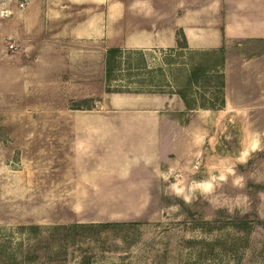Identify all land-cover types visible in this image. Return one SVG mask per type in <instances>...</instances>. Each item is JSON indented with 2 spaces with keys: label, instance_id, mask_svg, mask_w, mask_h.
I'll use <instances>...</instances> for the list:
<instances>
[{
  "label": "rangeland",
  "instance_id": "obj_1",
  "mask_svg": "<svg viewBox=\"0 0 264 264\" xmlns=\"http://www.w3.org/2000/svg\"><path fill=\"white\" fill-rule=\"evenodd\" d=\"M55 2L0 0V264H264V37L123 46Z\"/></svg>",
  "mask_w": 264,
  "mask_h": 264
},
{
  "label": "crops",
  "instance_id": "obj_2",
  "mask_svg": "<svg viewBox=\"0 0 264 264\" xmlns=\"http://www.w3.org/2000/svg\"><path fill=\"white\" fill-rule=\"evenodd\" d=\"M166 1L170 9H177L175 14L168 10L165 16ZM55 3L85 12L81 30L87 37L95 29L102 33L119 29L123 46H173L178 31L191 48L218 46L230 37H264V0H212V7L223 8V24L212 27L207 24L208 1L198 7H191V0H56Z\"/></svg>",
  "mask_w": 264,
  "mask_h": 264
},
{
  "label": "trees",
  "instance_id": "obj_3",
  "mask_svg": "<svg viewBox=\"0 0 264 264\" xmlns=\"http://www.w3.org/2000/svg\"><path fill=\"white\" fill-rule=\"evenodd\" d=\"M188 47L187 43L185 45H179V47L174 48V47H170L168 49L169 52H171V54H173L174 52L178 51V49ZM127 50H132V49H127ZM118 52H121V48L113 46V47H109L106 51V58H105V62H106V75L110 76L112 74V71L114 69L113 67V61L116 58V56L118 55ZM173 52V53H172ZM224 46L221 45L220 47L210 50L208 51L209 54L214 55V54H218L220 55V59H216V61H208L207 59H200L199 61L195 62V63H191L188 68V72L186 75V81L184 84V86L186 87H190L193 80L195 79V77L197 76V74L201 71H205L209 68H212L213 66H221L224 63ZM162 67L160 66V69ZM117 90H121L123 91V87L122 88H116ZM186 89H179V94L181 95V97L184 99L185 104L187 107H191L192 103H191V99L187 98L186 96ZM194 100V99H192Z\"/></svg>",
  "mask_w": 264,
  "mask_h": 264
},
{
  "label": "built area",
  "instance_id": "obj_4",
  "mask_svg": "<svg viewBox=\"0 0 264 264\" xmlns=\"http://www.w3.org/2000/svg\"><path fill=\"white\" fill-rule=\"evenodd\" d=\"M10 46L12 47L13 46V43H10Z\"/></svg>",
  "mask_w": 264,
  "mask_h": 264
}]
</instances>
